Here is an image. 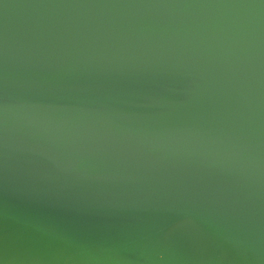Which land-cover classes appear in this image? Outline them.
I'll return each mask as SVG.
<instances>
[{
    "label": "water",
    "instance_id": "95a60500",
    "mask_svg": "<svg viewBox=\"0 0 264 264\" xmlns=\"http://www.w3.org/2000/svg\"><path fill=\"white\" fill-rule=\"evenodd\" d=\"M0 264H264V0H0Z\"/></svg>",
    "mask_w": 264,
    "mask_h": 264
}]
</instances>
